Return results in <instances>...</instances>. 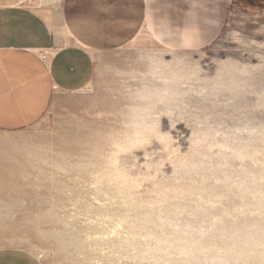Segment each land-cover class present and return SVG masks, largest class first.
Returning a JSON list of instances; mask_svg holds the SVG:
<instances>
[{"label": "rangeland", "instance_id": "1", "mask_svg": "<svg viewBox=\"0 0 264 264\" xmlns=\"http://www.w3.org/2000/svg\"><path fill=\"white\" fill-rule=\"evenodd\" d=\"M112 6L117 11L113 20L125 18V23L113 21L105 40L100 38L93 48L95 75L90 85L57 96L32 128L0 135H22L20 141L45 146L43 156L63 153L74 163L86 155L85 141L97 132L122 127L130 105L145 101L139 98L140 90L160 91L146 115L155 131L117 155V166L138 182V197L145 201L156 190L193 187V195L171 199L185 210L180 222L188 228L201 222V230L210 232L245 215L262 223L264 216L238 197L239 177L230 183L235 193L228 194L213 171L255 172L264 156V0H113ZM145 21L163 44L153 39L135 42ZM171 70L179 79L164 81ZM48 167L45 174L30 175L27 165L24 174H15L10 172L12 164H0V210L10 215L0 224V253L23 255L33 264H80L65 262L55 242L36 236L26 222L54 201L56 191L44 189ZM70 174L55 175L66 186L59 213L66 220L78 209L73 203L90 196V186ZM75 184L78 188L72 190ZM70 196L76 201H68ZM38 200L43 205L38 206ZM226 210L231 217L217 222ZM187 212L201 215L196 219ZM85 219L79 216L68 225L73 230L84 227ZM62 227L42 225L46 231ZM202 240L209 243L207 235ZM190 257L187 264L217 263L197 253Z\"/></svg>", "mask_w": 264, "mask_h": 264}, {"label": "bare ground", "instance_id": "2", "mask_svg": "<svg viewBox=\"0 0 264 264\" xmlns=\"http://www.w3.org/2000/svg\"><path fill=\"white\" fill-rule=\"evenodd\" d=\"M151 39L161 44L146 29L140 32L135 42ZM154 70L151 71L153 74ZM169 73L164 81L173 82L180 77L172 70ZM161 93L140 90L139 98L145 101L130 105L129 112L123 114L120 121L122 127L102 134L97 132L84 142L86 147L82 149L87 152L86 155L78 156L74 163H68L63 153H54L53 157L43 156L41 151L45 146L20 141L22 135H0V164H12L14 169L10 172L24 174L27 165L30 175L32 172L40 175L45 174V166H49L44 189L56 191L52 194L54 201L46 203L48 209H39V212L26 217L27 224L39 238L52 239L57 254L69 263L143 264L151 260L153 264H187L190 256L197 253L206 260H216V264H264V221L259 223L245 215L240 222L223 224L210 232L201 230L204 227L201 222L195 229L188 228L180 222L185 210L174 206L171 199L179 195H193V187L169 192L156 190L154 195L143 201L136 194L138 182L117 166L120 151L140 143L148 133L155 131L153 126H149L151 124L146 115L156 98L160 99ZM3 170L9 172L7 168ZM60 171L76 173L90 186L89 198L73 203L78 209L69 216V220L59 215L60 208L65 205L66 188L64 182L55 177ZM213 172L221 179L228 194L235 193L230 183H235V176H238V197L254 207L258 215L264 216V156L255 172L239 170L235 173L228 169ZM34 181L39 184L41 179L34 178ZM77 188L75 184L72 190ZM74 197H68V201H76ZM37 205L41 206L43 202L38 200ZM8 213L9 210H0V224L10 216ZM188 214L196 219L201 215L197 212ZM79 216L86 218L84 227L71 229L68 224L77 222ZM230 217L231 213L226 210L217 222ZM45 224L63 227L46 231L42 229ZM204 235L209 238L208 244L202 240ZM42 254L41 250L39 257Z\"/></svg>", "mask_w": 264, "mask_h": 264}, {"label": "crops", "instance_id": "3", "mask_svg": "<svg viewBox=\"0 0 264 264\" xmlns=\"http://www.w3.org/2000/svg\"><path fill=\"white\" fill-rule=\"evenodd\" d=\"M112 4L113 0H0L1 133L32 128L57 96L77 93L92 82L93 48L100 38L105 40L113 21L125 23V18L113 20L117 11ZM216 21L214 16L213 26ZM152 27L142 22L139 33L146 29L163 44ZM0 264L33 263L23 255L0 253Z\"/></svg>", "mask_w": 264, "mask_h": 264}]
</instances>
